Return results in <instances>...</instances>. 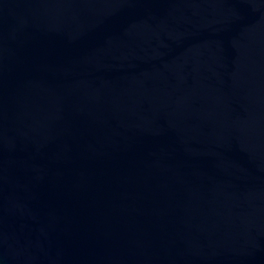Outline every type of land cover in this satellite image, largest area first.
<instances>
[{
    "label": "water",
    "instance_id": "obj_1",
    "mask_svg": "<svg viewBox=\"0 0 264 264\" xmlns=\"http://www.w3.org/2000/svg\"><path fill=\"white\" fill-rule=\"evenodd\" d=\"M0 264H264V0H0Z\"/></svg>",
    "mask_w": 264,
    "mask_h": 264
}]
</instances>
